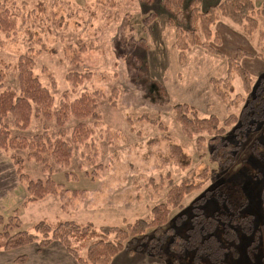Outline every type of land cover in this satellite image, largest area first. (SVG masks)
Here are the masks:
<instances>
[{
    "label": "rangeland",
    "instance_id": "obj_1",
    "mask_svg": "<svg viewBox=\"0 0 264 264\" xmlns=\"http://www.w3.org/2000/svg\"><path fill=\"white\" fill-rule=\"evenodd\" d=\"M254 3L259 9L264 2ZM8 8L17 23L0 30V60L2 67H10L4 85L18 89L13 68L20 54L35 52L34 73L53 100L48 117L40 114L26 131L17 130L12 118L6 122L13 136L32 140L46 132L53 141L70 143L73 152L67 165L63 164L65 158L60 157L62 163L58 164L47 154V164H43L28 149L0 147V212L6 224L11 221L32 234L34 226L43 221L125 228L139 219L150 221L153 208L166 203L173 185L203 182L207 173L208 179L185 198L182 209L170 207L169 223L176 221V233L186 237L196 200L223 185L231 189L239 185L253 221L236 228L238 240L225 259L229 264H263L264 160L254 154L253 147L260 142L264 153V124L247 136L235 165L225 170L210 158L211 136L204 132L187 137L174 108L187 105L199 118L215 116L221 124L231 115L239 116L247 99L240 78L234 76L230 81L233 93L224 89L226 101L215 92V86L223 84L212 81L227 79L228 60L239 51L252 55L242 56L240 65L253 83L264 77V69L259 68L264 63L260 40L264 19L257 17L258 29L247 35L244 27L222 17L212 28L219 35V42L212 43L219 53L195 46L182 59L175 47L177 29L169 24L173 17L159 0L147 4L141 0H10ZM177 22L173 24L178 26ZM29 34L35 35L31 41ZM84 95L95 99L97 118H77L67 108ZM78 124L90 132L77 130ZM226 131L231 140L233 126ZM198 137L205 142L198 144ZM173 146L188 156L187 168L169 160ZM13 157L21 158V168ZM29 180H50L57 185L58 194L32 201L35 195L27 191ZM204 211L212 216L222 210L212 198ZM182 216L186 219L177 224ZM221 232L216 235L223 240ZM255 232L259 239L253 252L249 246ZM38 242L0 251V264H78L60 243L40 248ZM86 252L80 250L83 256ZM192 254L185 253L186 264H197ZM202 260V264H211ZM113 264L173 263L170 258L132 254L126 248Z\"/></svg>",
    "mask_w": 264,
    "mask_h": 264
},
{
    "label": "trees",
    "instance_id": "obj_2",
    "mask_svg": "<svg viewBox=\"0 0 264 264\" xmlns=\"http://www.w3.org/2000/svg\"><path fill=\"white\" fill-rule=\"evenodd\" d=\"M141 1L147 4L152 0ZM159 1L171 18L173 17L176 22H179L176 26L173 24L175 20L172 18L173 21L170 19L169 24L177 29L175 47L182 59L185 53L195 46L219 53L212 45V43L219 42V35L212 28L222 17L244 27L247 35L253 34L258 29L257 17L264 19V3L258 9L255 6V0H223L207 11L201 10V0ZM9 3L10 0H0V30L16 26L17 18L8 8ZM179 25L182 28H179ZM28 36L31 41L35 35L29 34ZM260 40L262 54L264 52V30L261 31ZM40 41L41 38H38L37 42ZM239 52L236 57L228 60L227 79L212 81L214 85L223 84V87L215 86V92L223 101H226L228 93L224 89L233 93L234 89L230 81L234 76L240 78L247 99L244 101L245 104L239 116L231 115L221 124L215 116L207 119L199 118L187 105L180 104L174 108L175 117L187 137L193 138L204 132L211 136L208 139L210 158L225 170H229L235 165L241 145L247 136L259 130L264 124V77L253 83L249 73L240 65L242 56L252 55L244 54L243 51ZM34 57L35 52L19 55L17 64L13 68L17 73L18 89L4 85L3 81L6 79L10 67L4 64L5 67H2L0 60V147L28 149L33 158L42 161L43 164H47L48 159L44 157V154L55 159L56 162H59L58 164L62 163L59 160L60 157H63L66 159L63 164L67 165L65 163L72 157L73 152V146L70 143L63 139L53 141L46 132L42 135H35L32 140L18 135L13 136L10 126L6 122L8 117L12 118L17 130L26 131L40 114L48 117L53 97L34 73ZM71 77L75 81H79L76 76ZM95 102V99L84 95L73 104L68 105L67 108L72 109L73 115L77 118H97ZM58 116L61 117L60 114ZM230 126H233L231 140L226 131ZM76 129L85 131V133L90 132V130L84 129V124H78ZM76 137L80 138L81 134ZM197 142L202 144L205 139L198 137ZM253 151L256 156L264 160L260 142H255ZM13 158L21 168L23 164L21 158ZM169 160L184 169L190 165L188 156L179 146L171 148ZM203 177V182L183 181L180 185H173L167 194L166 203L153 208L150 221L139 219L134 224H128L125 228L111 226L96 228L91 223L83 226L73 221H59L52 225L43 221L34 226L35 234H32L20 230V226L11 221L6 224L0 212V228H2L0 251H12L37 243L40 235L42 236L38 242L40 248H47L55 242L60 243L78 264H111L114 258L126 248L130 249L132 254L138 253L142 256L163 260L170 258L173 264H186V252L193 253V261L197 264H202V257L211 264H229L225 258L228 251L233 250V244L238 240L236 228H244L245 222L250 221L249 224H251L253 221L252 215L248 213V200L239 185L233 189L223 185L205 192L203 197L196 200L192 204V213L190 212L192 226L186 231V237L176 233L174 229L176 221H174V225L169 223L170 207L182 209L185 198L199 190L201 184H204V181L208 179L207 173ZM56 187L57 185L50 180L45 183L29 180L27 191L35 195V197H31L34 201L37 200L36 198L58 194ZM212 198L217 199L222 211L207 216L204 213V207ZM186 216L178 218L177 224L181 220L184 221ZM183 227L184 225L181 228ZM15 229L19 230L11 233ZM219 230H222L223 240L216 235ZM258 239L259 235L255 232L254 241L249 246L253 252L257 250ZM75 244H78V247ZM82 249L87 250L85 256L80 254ZM249 254L251 255L250 250Z\"/></svg>",
    "mask_w": 264,
    "mask_h": 264
},
{
    "label": "crops",
    "instance_id": "obj_3",
    "mask_svg": "<svg viewBox=\"0 0 264 264\" xmlns=\"http://www.w3.org/2000/svg\"><path fill=\"white\" fill-rule=\"evenodd\" d=\"M223 0H201V7L204 10H208L209 8H212L218 4H220ZM261 3L264 2V0H257ZM251 59H253V57H249ZM261 65H259V68L264 69V63H260ZM118 257V256H117ZM117 257L114 258V260L112 261V264L114 263V261L117 259Z\"/></svg>",
    "mask_w": 264,
    "mask_h": 264
}]
</instances>
